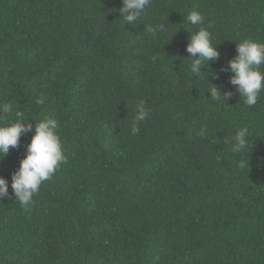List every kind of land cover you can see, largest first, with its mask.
I'll return each instance as SVG.
<instances>
[{
	"label": "trees",
	"instance_id": "obj_1",
	"mask_svg": "<svg viewBox=\"0 0 264 264\" xmlns=\"http://www.w3.org/2000/svg\"><path fill=\"white\" fill-rule=\"evenodd\" d=\"M122 7L0 0V126L55 118L67 156L27 209L11 183L33 132L0 160V264H264V92L249 108L221 71L242 39L264 41V0H151L134 25ZM194 10L221 53L204 79L186 51ZM245 127L251 145L232 153Z\"/></svg>",
	"mask_w": 264,
	"mask_h": 264
},
{
	"label": "clouds",
	"instance_id": "obj_2",
	"mask_svg": "<svg viewBox=\"0 0 264 264\" xmlns=\"http://www.w3.org/2000/svg\"><path fill=\"white\" fill-rule=\"evenodd\" d=\"M151 0H123V7L119 10L120 16L126 25H134L146 14ZM191 25L198 26L197 31L191 32L186 51L191 56L190 73L194 79H204L205 69L211 68V62L218 61L221 53L217 48L218 43L213 42L210 32L211 22L205 23V18L199 11H191L187 15ZM146 31L155 39L158 33L166 31L163 24L147 25ZM237 55L228 61L223 72H231L230 84L239 93L243 104L251 108L257 105L261 93L264 92V41L253 38H244L237 43ZM214 75V74H213ZM218 78V74H215ZM198 77V78H197ZM209 82V77H207ZM210 83V82H209ZM209 98L212 102L226 101L234 94L232 91H222L220 86L210 83ZM41 97L37 103L43 102ZM9 105L0 106V111L9 112ZM149 115L145 102L137 105L136 115L132 124L131 133L136 135L139 122ZM26 119L20 112L16 113L13 122L0 126V160H3L10 148H18L22 134L33 132L30 143L26 148V155L20 161L16 171L12 173L11 188L14 199L24 208H29L34 203L33 197L40 190L41 185L50 179L56 171L67 163L61 137L58 134V121L52 117H45L33 124L26 123ZM225 142L232 153L246 151L251 140L247 127L242 128L234 136L226 138ZM9 196L8 180L0 175V199Z\"/></svg>",
	"mask_w": 264,
	"mask_h": 264
}]
</instances>
